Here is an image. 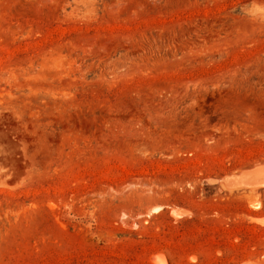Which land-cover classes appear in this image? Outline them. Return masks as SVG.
I'll return each mask as SVG.
<instances>
[{
    "label": "rangeland",
    "instance_id": "374dc122",
    "mask_svg": "<svg viewBox=\"0 0 264 264\" xmlns=\"http://www.w3.org/2000/svg\"><path fill=\"white\" fill-rule=\"evenodd\" d=\"M256 163L264 0H0V264H264Z\"/></svg>",
    "mask_w": 264,
    "mask_h": 264
},
{
    "label": "bare ground",
    "instance_id": "6f19581e",
    "mask_svg": "<svg viewBox=\"0 0 264 264\" xmlns=\"http://www.w3.org/2000/svg\"><path fill=\"white\" fill-rule=\"evenodd\" d=\"M224 183V184H223ZM223 188L228 192L245 191L253 193L264 188V165L262 163L254 164L250 169L237 172V175H230L224 178L222 182ZM181 213V212H180ZM180 213H175L174 216H180ZM260 223L264 224V220ZM156 264H161L157 262ZM241 264H261L258 261H245Z\"/></svg>",
    "mask_w": 264,
    "mask_h": 264
}]
</instances>
